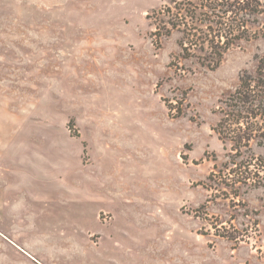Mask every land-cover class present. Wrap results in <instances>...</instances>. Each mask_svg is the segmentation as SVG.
<instances>
[{
    "label": "rangeland",
    "instance_id": "1",
    "mask_svg": "<svg viewBox=\"0 0 264 264\" xmlns=\"http://www.w3.org/2000/svg\"><path fill=\"white\" fill-rule=\"evenodd\" d=\"M199 3L0 0V264H264L215 131L264 16L212 68Z\"/></svg>",
    "mask_w": 264,
    "mask_h": 264
},
{
    "label": "trees",
    "instance_id": "2",
    "mask_svg": "<svg viewBox=\"0 0 264 264\" xmlns=\"http://www.w3.org/2000/svg\"><path fill=\"white\" fill-rule=\"evenodd\" d=\"M199 1L205 23V30L200 28L199 33L202 40L212 35L207 40L211 52L207 53L216 59L215 68L231 46L252 35L253 25L264 16V0ZM188 31L192 30L185 31L190 35ZM257 59L256 71L245 72L238 88L223 102L215 128L226 149L230 147L229 160L221 170L225 177L221 178L233 190L264 188V56Z\"/></svg>",
    "mask_w": 264,
    "mask_h": 264
}]
</instances>
